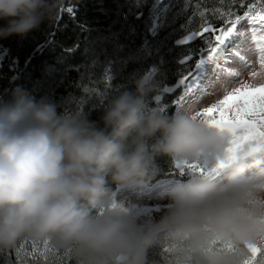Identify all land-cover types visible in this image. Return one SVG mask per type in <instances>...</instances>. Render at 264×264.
Wrapping results in <instances>:
<instances>
[{
	"label": "clouds",
	"instance_id": "clouds-1",
	"mask_svg": "<svg viewBox=\"0 0 264 264\" xmlns=\"http://www.w3.org/2000/svg\"><path fill=\"white\" fill-rule=\"evenodd\" d=\"M68 2L0 0V40L26 36ZM157 87L143 78L135 94L114 99L104 129L58 115L56 104L20 88L0 103V252L20 241L51 242L74 247L79 264H146L164 237L168 264H250L253 249H264V165L255 156L264 152V135L234 136L191 107L183 116L144 115ZM160 154L218 174L175 186L160 218L141 229L113 202L104 177L120 187L141 184Z\"/></svg>",
	"mask_w": 264,
	"mask_h": 264
},
{
	"label": "trees",
	"instance_id": "trees-1",
	"mask_svg": "<svg viewBox=\"0 0 264 264\" xmlns=\"http://www.w3.org/2000/svg\"><path fill=\"white\" fill-rule=\"evenodd\" d=\"M156 1L69 0L52 21L43 22L26 36L12 35L0 40L7 50L0 65V103H11L15 90L20 88L36 102L43 98L56 104L58 115H78L104 129L102 117L110 103L125 92L135 94L137 82L149 78L155 70L151 83L158 87L147 97L146 106L155 107L156 98L161 96L158 112L175 116L177 96L166 95L165 88L177 84L181 67L192 64V51L201 42L212 43L219 29L236 21L250 4L259 0H190L188 7L189 0H174L179 15L168 14L162 27L153 33L152 10ZM261 1L264 8V0ZM4 24L0 20V26ZM205 26L216 31L205 32ZM194 33L199 36L196 43L178 46ZM186 58L191 60L183 65ZM107 64L111 66L109 72ZM148 143L150 146L154 140ZM155 165L157 171L145 183L181 176L176 161L167 155H157ZM106 187L112 194L118 187L110 174L106 175ZM92 212L96 215L102 209ZM41 244L44 257L39 262L35 255ZM146 255V264H168L166 239L161 237ZM0 264L79 261L74 247L57 250L51 242L20 241L15 249L0 252Z\"/></svg>",
	"mask_w": 264,
	"mask_h": 264
},
{
	"label": "rangeland",
	"instance_id": "rangeland-1",
	"mask_svg": "<svg viewBox=\"0 0 264 264\" xmlns=\"http://www.w3.org/2000/svg\"><path fill=\"white\" fill-rule=\"evenodd\" d=\"M195 6L197 7V3ZM191 4V1H186V6L188 7ZM262 7V1L259 0L255 3L250 4L244 14L240 17L239 22L237 20L234 22H227L224 28L230 27L231 24H236L235 34L229 39V41L216 53V57L213 61H208L207 59V69L209 70V75L205 76L200 73V69L202 65L197 68V63L204 58L205 55H211L210 49L215 46L216 41L213 43L201 42L199 48L197 47L192 51L193 60H191L190 65L181 67L180 73L178 77L184 78L188 76V80H186V84L191 83L194 78L199 77V87H194L190 90H186V84L183 88L180 95L174 98V104L178 106L176 116H183L186 114V109L191 107L198 114L203 111L206 107H211L213 103H218L219 100L223 98L226 93L232 92L237 88L241 90L244 89V86L249 83V86L259 87L264 85V79L261 81L257 77L250 75L246 71V63H248L249 68L254 69L256 64L258 63V73L264 77V63L261 62L260 59V51L258 48L257 41L254 39L255 37H264V27L261 26L260 23L253 24L251 22V16L255 15L260 11ZM171 10V12H170ZM199 13L202 11L198 10ZM177 14L174 16H178L177 8H175L174 0H157L154 9L152 10L153 15V33H156L159 28L162 27V22H165L167 19V15ZM192 21H195L192 18ZM243 29L247 32L248 35L247 40L244 39V42L235 47V44L242 38V35L245 34ZM255 30V31H254ZM243 32V33H240ZM192 35V34H191ZM203 49L205 51L200 53L201 46L205 45ZM232 44V46H230ZM232 50V51H231ZM239 52L240 57L244 59H240L233 53ZM251 53V58L248 57V54ZM230 56L231 60H228L229 63H224L221 67H217L219 62H223L222 56ZM7 56V50L0 45V65L4 58ZM207 56V57H208ZM199 57V59L197 58ZM234 61V65L232 66ZM184 65V64H183ZM232 66V67H231ZM231 67V68H230ZM230 68V69H229ZM111 66L107 64V70L110 71ZM231 70L230 72L227 70ZM227 70V71H226ZM156 71L153 70L151 73L150 82H153ZM148 78V79H149ZM219 81L220 84L209 90V87L212 86L213 82ZM210 85V86H209ZM174 86V85H173ZM173 86H168L166 88H170ZM165 88V89H166ZM229 88V89H228ZM157 104L153 108L145 107L144 115L151 113L152 111H159L161 108L162 97L159 96L156 98ZM218 117V113H214ZM255 156L260 160L261 164L264 165V152L256 153ZM177 166V162H176ZM178 169V168H177ZM198 173H193L190 170H186L181 176L184 178L188 177L192 179L194 175ZM105 179V187H106V175ZM189 179V180H190ZM186 180L182 181H163L155 186H150L147 184H136L129 185L125 187H117L116 191L112 194L113 202L116 205L121 206L130 214L138 217V223L141 229H144L149 223L156 221L160 218L163 212L166 210L167 205L170 201V192L171 190L177 186L178 184L186 183ZM38 252L35 257L39 262L43 261L44 257V248L42 244L38 248ZM250 264H264V249L258 248L256 255L253 256Z\"/></svg>",
	"mask_w": 264,
	"mask_h": 264
},
{
	"label": "snow or ice",
	"instance_id": "snow-or-ice-1",
	"mask_svg": "<svg viewBox=\"0 0 264 264\" xmlns=\"http://www.w3.org/2000/svg\"><path fill=\"white\" fill-rule=\"evenodd\" d=\"M69 11H71V9H69ZM239 19L238 17L237 23ZM251 22L253 24L260 23L261 26L264 27V8H261L258 13L251 16ZM204 31L214 32L216 29L205 26ZM235 31V23L231 24L230 27L219 29L220 34L215 36L216 44L210 49L212 54L207 57L208 61H213L215 59L216 53L229 41L235 34ZM187 39H192V37L190 36ZM254 39L258 44L261 62L264 63V37L254 36ZM233 54L240 59H244L240 57L238 51ZM227 62L226 59L225 63ZM204 63V59H201L196 67L199 68ZM217 67H219V64H217ZM228 71L230 72L231 70ZM190 75L191 73L188 74V76ZM188 76L181 79L180 84H185L186 80H188ZM199 80L200 78L196 77L191 83L186 84V90L199 87ZM214 113H218V117L214 115ZM198 115L204 117L209 123L230 131L237 137L253 136L257 134L264 135V85L259 87L245 85L243 90L237 88L232 92L226 93L218 103H213L211 107L204 108ZM177 168L181 174L186 170L198 174H208L213 177L218 174V170L216 169L209 170L205 173L204 169L199 168L195 164L181 165L177 163ZM257 251L258 249H253L254 254Z\"/></svg>",
	"mask_w": 264,
	"mask_h": 264
},
{
	"label": "bare ground",
	"instance_id": "bare-ground-1",
	"mask_svg": "<svg viewBox=\"0 0 264 264\" xmlns=\"http://www.w3.org/2000/svg\"><path fill=\"white\" fill-rule=\"evenodd\" d=\"M245 31V29H243V32ZM243 32H240V33H243ZM245 34H243L242 35V38L240 39V40H238V42L235 44V47L237 48L238 46H240L243 42H244V39H246L247 40V38H248V35H246L247 34V32L245 31L244 32ZM230 46H232V44H230ZM232 51V50H231ZM207 56L208 55H205L204 56V61H205V63L202 65V67H201V69H200V73L201 74H204L205 76H208L209 75V70L207 69V66H210V65H207ZM248 57H250L251 58V53L250 54H248ZM222 59H223V62H219V66L221 67V65H223L224 63H225V60L227 59V61L228 60H231L232 58H230V56H226V55H223L222 56ZM227 63H229V62H227ZM234 65V61H233V64H232V66ZM231 66V67H232ZM230 67V68H231ZM229 68V69H230ZM246 71H247V73H249L250 75H252V76H255V77H257L259 80H263L264 79V77L262 76V75H260L259 73H258V63L256 64V67L254 68V69H252V68H249V66H248V63H246ZM229 69H227V70H229ZM226 70V71H227ZM220 84V82L219 81H216V82H213L211 85L212 86H210L209 87V90H211V89H213V88H215V87H217L218 85ZM246 85H248L249 86V83H247ZM229 89V88H228ZM176 178V181H182L183 180V178L181 177V176H176L175 177Z\"/></svg>",
	"mask_w": 264,
	"mask_h": 264
},
{
	"label": "water",
	"instance_id": "water-1",
	"mask_svg": "<svg viewBox=\"0 0 264 264\" xmlns=\"http://www.w3.org/2000/svg\"><path fill=\"white\" fill-rule=\"evenodd\" d=\"M192 37V39H187L188 37ZM190 36H188V37H186V38H184L183 40H181L179 43H178V46H180V47H185V46H189V45H192V44H194L195 42H196V37H197V34H192V35H190ZM182 79H184V78H182ZM181 80V79H180ZM180 80L177 82V84L175 85V86H173V87H170V88H166L165 89V93L167 94V95H174V94H177L180 90H181V88H182V86H183V84H180ZM256 254V253H255ZM254 254V255H255Z\"/></svg>",
	"mask_w": 264,
	"mask_h": 264
}]
</instances>
